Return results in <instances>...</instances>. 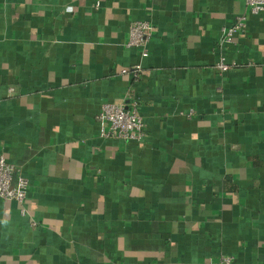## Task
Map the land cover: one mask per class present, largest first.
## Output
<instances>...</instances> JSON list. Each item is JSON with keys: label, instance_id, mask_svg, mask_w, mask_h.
Returning a JSON list of instances; mask_svg holds the SVG:
<instances>
[{"label": "crops", "instance_id": "1", "mask_svg": "<svg viewBox=\"0 0 264 264\" xmlns=\"http://www.w3.org/2000/svg\"><path fill=\"white\" fill-rule=\"evenodd\" d=\"M246 11L0 0V156L29 181L24 205L0 198V264H264V11L216 67ZM137 20L154 28L145 52L126 45ZM123 101L142 142L101 134L102 105Z\"/></svg>", "mask_w": 264, "mask_h": 264}, {"label": "built area", "instance_id": "2", "mask_svg": "<svg viewBox=\"0 0 264 264\" xmlns=\"http://www.w3.org/2000/svg\"><path fill=\"white\" fill-rule=\"evenodd\" d=\"M246 12L237 13L229 26L222 28L219 60L216 67L221 74L226 73L232 64L227 61L225 49L233 44L237 35L248 28V14H260L264 11V0H245ZM153 25L150 21L137 20L131 24L127 47H138L145 52V45L153 36ZM123 74L129 72L122 69ZM141 66L137 65L132 72L135 80L141 77ZM101 126V134L106 138H116L125 141L142 142L146 138V127L140 113V104L133 102H106L97 116ZM29 181L20 166L7 161L0 156V198L10 199L24 205L27 199ZM36 225V223L34 222ZM216 264H233L232 255L220 254Z\"/></svg>", "mask_w": 264, "mask_h": 264}]
</instances>
